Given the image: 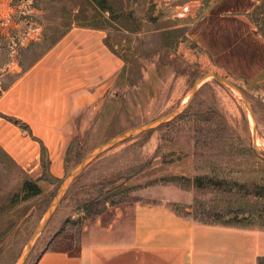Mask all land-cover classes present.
Returning a JSON list of instances; mask_svg holds the SVG:
<instances>
[{
    "label": "rangeland",
    "instance_id": "1",
    "mask_svg": "<svg viewBox=\"0 0 264 264\" xmlns=\"http://www.w3.org/2000/svg\"><path fill=\"white\" fill-rule=\"evenodd\" d=\"M111 2L136 30L85 27L89 16L76 21L73 0H0V103L13 108L0 109V197L18 189L23 171L42 174L43 146L51 175L61 178L55 185L41 181V196L5 212L0 264L18 263L58 189L87 155L180 108L207 73L245 94L264 155V0ZM186 2L192 16L176 18V7ZM174 29L181 37L172 52L162 48V36ZM121 72L126 77L118 88ZM251 120L237 92L208 80L180 115L107 148L80 172L25 264L46 248H79L86 226L110 220L116 207L157 202L163 193L181 200L168 203L180 215L223 229L210 233L207 244L224 264L253 257L247 246L253 234L258 264L264 216L214 213L264 201L252 193L254 184L264 185V159L255 150ZM5 127L10 136L3 139Z\"/></svg>",
    "mask_w": 264,
    "mask_h": 264
},
{
    "label": "crops",
    "instance_id": "2",
    "mask_svg": "<svg viewBox=\"0 0 264 264\" xmlns=\"http://www.w3.org/2000/svg\"><path fill=\"white\" fill-rule=\"evenodd\" d=\"M84 96L87 98L92 94ZM81 98L82 95L77 100ZM0 109L13 111L12 106L3 103H0ZM8 131L7 127L3 128V139L10 136ZM149 144L150 141L145 148ZM171 201L181 202L163 193L154 203L135 202L116 207L110 220L98 219L84 228L78 256L48 250L36 264H224L225 259L217 256L219 251L214 247L208 249L207 244L210 233L220 235L223 229L199 224L180 215L168 204ZM248 237L251 239L247 246L253 257H235L225 264H257L256 237L249 232ZM258 243L259 253L264 255V241Z\"/></svg>",
    "mask_w": 264,
    "mask_h": 264
},
{
    "label": "trees",
    "instance_id": "3",
    "mask_svg": "<svg viewBox=\"0 0 264 264\" xmlns=\"http://www.w3.org/2000/svg\"><path fill=\"white\" fill-rule=\"evenodd\" d=\"M75 3L74 11L77 9L78 11L75 12V20L78 21L80 16H89L88 18H85L83 20H86L87 23L83 26L90 27L94 29H103V30H110L111 28L116 29L115 27H122L125 29H131L136 30L135 27H132V19L129 17L128 13H125L122 9V7L117 8L115 5L111 2V0H73ZM108 12L109 17L104 18L102 14ZM116 24V26H115ZM115 26V27H114ZM67 32V31H66ZM66 32L62 33L63 36ZM112 35L108 34L105 38V43L110 47V37ZM181 37V32L178 29L168 30L164 36H162V40H169L170 42L163 43L162 48H166L167 50H172V52H175V47L177 41ZM159 49V48H158ZM175 59V60H174ZM173 60L174 62H177V60L180 59V57H175ZM125 63L128 64V59L125 57L124 59ZM136 63V62H134ZM125 64V66H126ZM137 66V64L135 65ZM125 68V67H124ZM137 68V67H135ZM195 69H193L194 71ZM124 71V70H123ZM186 72V71H184ZM183 72V73H184ZM126 73V72H125ZM189 75V74H188ZM126 77V74H125ZM124 72H121L118 80V85L115 84L118 88L121 86L122 81H124ZM190 77H194L193 74L189 75ZM115 86V87H116ZM112 92V90H110ZM109 91V92H110ZM115 92V91H114ZM0 90V95H1ZM116 95V93H115ZM111 96V95H110ZM108 96V97H110ZM73 147V148H72ZM1 148V147H0ZM74 149V144L71 143L70 148L67 151L66 158L68 159L70 151ZM2 151L7 155V153L2 149ZM41 158H42V174L38 178H33L30 176L27 172L23 171V177L20 181L19 187L17 190L13 191L9 194L7 198L0 197V220L3 219L5 212H7L9 209H11L14 205H16L19 201H28L31 199H34L36 197H39L43 193V188L40 184L41 181H46L51 184H57L60 182L61 178L54 177L51 175L49 170V159L46 156V148L43 146L41 149ZM66 159V160H67ZM238 185V184H236ZM239 188H243L241 185H238ZM254 192L253 195L257 198H262L260 200H263L264 198V185H253ZM224 210V209H223ZM215 214H221V217H224L225 215H233L235 217L239 216H246L253 215L254 213H258V215L264 216V201H256L255 203H252L250 205H236L233 207L225 208V211L216 210L214 211ZM1 222V221H0ZM3 224V222H2ZM60 245V244H59ZM58 246V245H57ZM51 247L46 248L42 253L37 257L35 262L33 264H36L39 258L43 253H45L48 250L52 251H61L66 252L70 256H78L80 253V247L77 249H69V248H61V247ZM258 264H264V258L260 257L258 259Z\"/></svg>",
    "mask_w": 264,
    "mask_h": 264
},
{
    "label": "water",
    "instance_id": "4",
    "mask_svg": "<svg viewBox=\"0 0 264 264\" xmlns=\"http://www.w3.org/2000/svg\"><path fill=\"white\" fill-rule=\"evenodd\" d=\"M210 79H215L218 82L222 83L223 85H226L228 87H230L232 90H234L235 92H237L243 99V102L245 103L246 107L248 108L250 115L252 117V139H253V143L255 145V150L257 151V154L264 159V155L259 152L258 148H257V129H256V119L254 116V112H253V108L251 106V104L249 103L247 97L245 96V94L242 92V90L235 85L234 83H231L230 81H228L227 79L215 74V73H207L203 76H201L200 78H198L196 80V82L193 85L192 88V92L190 94V98L188 99V101L186 103H184L180 108L176 109L175 111L169 113L168 115L164 116V117H160L156 120H153L145 125H142L140 127H135L132 128L126 132H123L119 135H117L116 137L111 138L110 140L106 141L105 143H103L102 145L98 146L92 153H90L89 155H87L80 163L79 165L68 175V177L65 179V181L63 182V184L61 185V187L58 189L56 195L54 196L51 204L49 205L47 211L45 212L43 219L41 221V223L36 227V229L33 231L32 235L30 236V238L27 241L25 250L20 258V260L18 261L17 264H25L31 250L34 244V241L36 240V238L41 234V232L45 229V227L48 225L53 213L55 212L57 206L59 205V203L62 201V199L64 198V196L66 195V193L68 192L69 188L71 187L72 183L74 182V180L77 178V176L80 174V172L92 161L94 160L97 156H99L103 151H105L107 148L133 136L142 132H145L149 129H152L156 126H158L161 123H164L166 121H169L171 119H173L174 117L180 115L182 112H184L186 110V108L189 106V104L191 103V101L193 100V98L195 97L196 93L198 92L200 86L202 84H204L205 82H207Z\"/></svg>",
    "mask_w": 264,
    "mask_h": 264
},
{
    "label": "built area",
    "instance_id": "5",
    "mask_svg": "<svg viewBox=\"0 0 264 264\" xmlns=\"http://www.w3.org/2000/svg\"><path fill=\"white\" fill-rule=\"evenodd\" d=\"M192 12V6L189 2L183 3L176 7L174 16L176 18H186Z\"/></svg>",
    "mask_w": 264,
    "mask_h": 264
}]
</instances>
